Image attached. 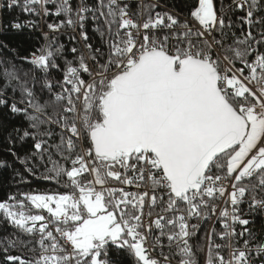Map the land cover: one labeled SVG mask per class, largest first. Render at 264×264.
Masks as SVG:
<instances>
[{
	"label": "snow or ice",
	"instance_id": "1",
	"mask_svg": "<svg viewBox=\"0 0 264 264\" xmlns=\"http://www.w3.org/2000/svg\"><path fill=\"white\" fill-rule=\"evenodd\" d=\"M17 8L43 43L0 41V144L56 188L0 201L3 264H264V0Z\"/></svg>",
	"mask_w": 264,
	"mask_h": 264
},
{
	"label": "trees",
	"instance_id": "2",
	"mask_svg": "<svg viewBox=\"0 0 264 264\" xmlns=\"http://www.w3.org/2000/svg\"><path fill=\"white\" fill-rule=\"evenodd\" d=\"M161 4L171 6L174 3H178V0H160ZM135 7V5H133ZM18 9V8H17ZM14 9L12 11H3L0 16V41L9 45L10 48L15 47L20 56H27L35 48L39 47L43 43L41 33L37 30L24 29L22 33L16 34L14 30L10 28V22L17 16L21 19L20 14H16ZM19 10V9H18ZM157 10H160L159 8ZM91 21L87 23V30L90 36H94L92 33ZM98 39V38H97ZM67 47H70V42L62 40ZM93 42H96L95 40ZM68 44V45H67ZM72 46V45H71ZM5 57L12 58L14 54L7 52L5 49H0ZM17 64H22V61L16 60ZM23 67L27 69L30 67L27 64H23ZM59 74H57L58 76ZM19 155H23V152H19ZM0 159H5L11 164V167L0 169V201L6 200L9 195H16L17 193L27 192H45L49 190H55L56 185L49 181L38 180L34 176L29 175L24 166L15 160L7 151L3 145L0 144ZM245 207L246 206H242ZM255 220L253 225H250L252 231L257 234V239H264V215L256 214L252 217ZM218 227V225L216 226ZM218 230V229H217ZM16 232L10 225H0V238L5 235H10ZM27 239V237H24ZM200 237L198 236L197 239ZM13 254H21V249H17ZM122 264H127V261L123 255L120 257ZM0 264H3V258L0 257Z\"/></svg>",
	"mask_w": 264,
	"mask_h": 264
},
{
	"label": "built area",
	"instance_id": "3",
	"mask_svg": "<svg viewBox=\"0 0 264 264\" xmlns=\"http://www.w3.org/2000/svg\"><path fill=\"white\" fill-rule=\"evenodd\" d=\"M15 11H16V12H15L16 14H20V15H21V19H20L21 22H22L23 20H25V19L30 18V17L25 16V15H24L23 13H21L20 10H18V9L15 10ZM1 12H3V11H0V16H1ZM53 21H55V18H54V17H52V18L49 19V22H53ZM86 27H87V25H86ZM29 30H30V29H29ZM43 30H44V31H47L46 28H44ZM37 31L40 32V30H37ZM68 31H70V30H68ZM60 37H61L62 40H64V39L67 40V36H66V35H62V36H60ZM67 45H68V44H67ZM70 47H71V44H70ZM129 190L135 191L134 188H133V189H129ZM217 225H218L217 229H218V231H219V230H220V229H219V224H217ZM217 225H216V226H217ZM238 227H239V226H238Z\"/></svg>",
	"mask_w": 264,
	"mask_h": 264
}]
</instances>
